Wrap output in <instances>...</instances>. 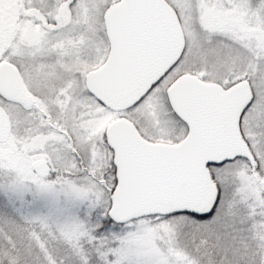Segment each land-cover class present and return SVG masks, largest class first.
<instances>
[{
	"label": "snow or ice",
	"instance_id": "obj_1",
	"mask_svg": "<svg viewBox=\"0 0 264 264\" xmlns=\"http://www.w3.org/2000/svg\"><path fill=\"white\" fill-rule=\"evenodd\" d=\"M0 264H264V0H0Z\"/></svg>",
	"mask_w": 264,
	"mask_h": 264
}]
</instances>
